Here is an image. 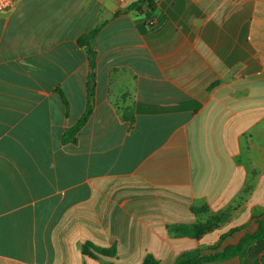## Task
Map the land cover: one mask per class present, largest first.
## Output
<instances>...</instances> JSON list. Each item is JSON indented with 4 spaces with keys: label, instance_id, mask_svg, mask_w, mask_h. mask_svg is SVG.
<instances>
[{
    "label": "crops",
    "instance_id": "crops-1",
    "mask_svg": "<svg viewBox=\"0 0 264 264\" xmlns=\"http://www.w3.org/2000/svg\"><path fill=\"white\" fill-rule=\"evenodd\" d=\"M137 1L0 13V264H174L264 220V0ZM102 23L93 111L64 142L88 103L78 39ZM224 212L200 239L170 230ZM208 264H264V240Z\"/></svg>",
    "mask_w": 264,
    "mask_h": 264
},
{
    "label": "trees",
    "instance_id": "trees-1",
    "mask_svg": "<svg viewBox=\"0 0 264 264\" xmlns=\"http://www.w3.org/2000/svg\"><path fill=\"white\" fill-rule=\"evenodd\" d=\"M148 4L153 6L152 0H139L128 7L130 10H141L142 7ZM105 23H102L101 26L93 28L91 31L83 34L78 39V44L81 47H84L88 54L90 72L88 79V103L85 114L78 121V123L69 129L65 136L64 142L72 141L76 142V135L78 132L85 126L88 122L92 111H93V99L96 89V52L93 49L94 41L98 34L100 33L102 27ZM65 104H67L66 99L63 97ZM192 212L196 215L203 213H209L208 206H202L200 208H193ZM228 212L213 214L210 216L206 223L194 224V225H177L171 226L170 230L173 234L177 236L190 237L194 239H200L204 235L212 232L220 224L225 222L228 219ZM233 232V231H232ZM225 238V237H224ZM264 240V220L259 222L258 229L252 234H246L238 244L229 245L225 247L222 251L216 252L212 255H204L201 250H194L183 253L174 264H208L212 262H223L233 258L245 259L249 254V249L256 242ZM83 252L85 255L91 258H97L98 256H116V248L111 249H101L96 248L91 243H86L83 247ZM115 264V263H112ZM143 264H159V261L152 255H149L145 258Z\"/></svg>",
    "mask_w": 264,
    "mask_h": 264
},
{
    "label": "built area",
    "instance_id": "built-area-1",
    "mask_svg": "<svg viewBox=\"0 0 264 264\" xmlns=\"http://www.w3.org/2000/svg\"><path fill=\"white\" fill-rule=\"evenodd\" d=\"M18 0H0V13L13 7ZM153 25V22L150 23Z\"/></svg>",
    "mask_w": 264,
    "mask_h": 264
},
{
    "label": "rangeland",
    "instance_id": "rangeland-1",
    "mask_svg": "<svg viewBox=\"0 0 264 264\" xmlns=\"http://www.w3.org/2000/svg\"><path fill=\"white\" fill-rule=\"evenodd\" d=\"M219 235V231H217L216 234H214V236H212L213 238H216ZM220 244V243H219ZM218 246V245H217Z\"/></svg>",
    "mask_w": 264,
    "mask_h": 264
}]
</instances>
